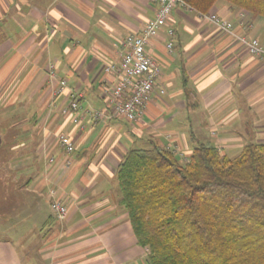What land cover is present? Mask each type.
<instances>
[{"label": "crops", "instance_id": "1", "mask_svg": "<svg viewBox=\"0 0 264 264\" xmlns=\"http://www.w3.org/2000/svg\"><path fill=\"white\" fill-rule=\"evenodd\" d=\"M155 10L151 0H0V114L12 108L27 137L7 151L0 124V264H148L121 204L117 169L128 150L157 143L186 160L201 143L228 156L264 143V59L181 5L147 44L161 75L145 112L134 122L110 115L115 76L105 66ZM241 11L225 0L210 10L264 44V17ZM51 69L67 80L63 92ZM70 91L82 112L103 114L87 113L83 130L62 112ZM60 133L75 141L69 167ZM54 198L68 208L63 220Z\"/></svg>", "mask_w": 264, "mask_h": 264}, {"label": "trees", "instance_id": "2", "mask_svg": "<svg viewBox=\"0 0 264 264\" xmlns=\"http://www.w3.org/2000/svg\"><path fill=\"white\" fill-rule=\"evenodd\" d=\"M210 12L217 0H184ZM264 17V0H225ZM118 185L148 264H264V143L239 154L196 145L186 160L165 146L128 150Z\"/></svg>", "mask_w": 264, "mask_h": 264}, {"label": "built area", "instance_id": "3", "mask_svg": "<svg viewBox=\"0 0 264 264\" xmlns=\"http://www.w3.org/2000/svg\"><path fill=\"white\" fill-rule=\"evenodd\" d=\"M156 5L155 16L148 20L144 28L139 33H132L126 37L124 51L118 63H110L105 66V71L114 74L115 78L109 88L108 107L110 115L136 121L144 113L145 106L151 97L152 92L158 84L161 75L159 62L147 52V44L155 37L160 30L167 25L168 18L173 8L177 5L189 7L184 0H151ZM190 8V7H189ZM199 16L213 23L217 28L232 34L239 41L243 42L249 52L264 59V44L256 37L240 36L233 32V23L221 18L216 13L197 11ZM245 12L241 11L242 16ZM173 34V29L168 30ZM173 41L167 43V48L171 49ZM54 68V66H51ZM51 79H58L57 92H63L67 88V80L58 78L54 69L50 71ZM164 92V88H160ZM69 104L62 109L64 114H71V121L83 130L86 127L84 118L87 113L98 118L103 115L101 111L88 110L81 111L79 101L80 94L70 91ZM58 144L67 155L65 166L69 167L71 159L68 158L75 149V141L66 133L58 135ZM53 161V158H51ZM54 193V192H53ZM54 195V194H53ZM50 208L54 215L63 220L68 215V208L60 199L54 198L50 202Z\"/></svg>", "mask_w": 264, "mask_h": 264}, {"label": "rangeland", "instance_id": "4", "mask_svg": "<svg viewBox=\"0 0 264 264\" xmlns=\"http://www.w3.org/2000/svg\"><path fill=\"white\" fill-rule=\"evenodd\" d=\"M8 108H9L7 110L8 113H5L6 116H2L0 114V116H1L0 117V124H1L2 129L3 130H6V135H5V138H4V145L5 146H8L9 147V150H7V151H10L11 150L10 148H12L11 146H13L15 144H18L20 142L22 143L23 141H25L27 139V137H23L21 135L22 134L21 131L23 130L24 127H21L19 125L22 123V121H20V120H18L16 118L13 119V117L11 115L12 114V108H10V107H8ZM144 112H145V109H144ZM22 117H23V115H22ZM100 117L101 116H99L98 118H100ZM2 118H4V120ZM12 124L13 125L15 124L16 126L11 127V129H10L9 126L12 125ZM6 149L7 148H5V150ZM2 155H5V152ZM8 155L11 156V153H9ZM229 156H231V157L233 156L234 157V156H236V154H229ZM5 203L7 204L8 202H5ZM146 250H147V253H148V249L147 248H146Z\"/></svg>", "mask_w": 264, "mask_h": 264}]
</instances>
